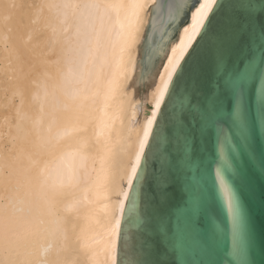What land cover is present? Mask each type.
Masks as SVG:
<instances>
[{"label":"bare ground","instance_id":"bare-ground-1","mask_svg":"<svg viewBox=\"0 0 264 264\" xmlns=\"http://www.w3.org/2000/svg\"><path fill=\"white\" fill-rule=\"evenodd\" d=\"M155 3L0 0V220L11 221L0 228V264L116 261L147 121L172 76L169 61L179 62L181 46L196 37L198 3L134 86ZM41 141L47 147L37 156Z\"/></svg>","mask_w":264,"mask_h":264},{"label":"water","instance_id":"water-1","mask_svg":"<svg viewBox=\"0 0 264 264\" xmlns=\"http://www.w3.org/2000/svg\"><path fill=\"white\" fill-rule=\"evenodd\" d=\"M197 0H156L151 7V18L145 31V37L139 46L142 59L135 64L134 86L143 84L146 76L156 66L158 59L169 40L174 39L177 29L189 21L192 7ZM256 8H260L257 0ZM237 14L233 11V0H224V8L216 13L214 30L230 47L231 59L243 64L242 48L246 37L229 40L228 34L239 27L234 21ZM198 38L195 37L194 40ZM188 51V49H187ZM186 51V52H187ZM212 58V45L204 44L198 58V75L195 87L207 91L209 67ZM261 53L255 47L254 63L259 64ZM139 67L140 71H136ZM172 80L175 76L172 75ZM179 83L169 81V92L164 95L161 108L154 119L144 152L131 181L121 213L119 224L116 261L119 264H138L139 242L137 233L150 229L145 238L156 247V255L163 254L161 264H264V175L259 171L261 158H264V121L257 110L260 87L264 86V73L250 81L247 96V114L249 120L248 142L243 143L239 129L229 122L231 131L209 124V132L198 140L192 153V161H180L178 169L170 172L171 184L163 190L166 199L161 203L159 195L151 183L139 195L150 205L149 224H144L143 213L138 208V186L145 175L146 168L151 173L157 165L152 162L150 151L157 131H159L163 113L169 111L172 103L170 93L179 91ZM189 78L186 87H191ZM196 97L194 96L193 99ZM179 108L183 101L177 97ZM230 107V105H229ZM255 153L256 160L249 162V155ZM148 157L147 163L145 157ZM178 157H173L175 161ZM227 164L228 170L225 169ZM138 173V175H136ZM230 173V175H229ZM223 179L230 193H235L246 205L252 224V243L247 255L243 254L234 241L232 218L227 212V200L219 181ZM151 195V199H149ZM138 216L140 219H138ZM127 236L128 243L123 242Z\"/></svg>","mask_w":264,"mask_h":264},{"label":"snow or ice","instance_id":"snow-or-ice-1","mask_svg":"<svg viewBox=\"0 0 264 264\" xmlns=\"http://www.w3.org/2000/svg\"><path fill=\"white\" fill-rule=\"evenodd\" d=\"M198 8L194 13L192 26L193 34L198 38L193 40L192 36L188 39L190 44L182 45L180 55L177 61H169L172 64V75L175 80L170 82L174 85L179 83V91L170 93L172 103L169 105V111L163 113L159 131H157L154 142L151 145L152 162L157 165L152 168L151 173L147 168L145 175L141 178L138 186V208L143 213L144 224L151 222L148 215L149 204L139 192L144 191L149 183L153 191L159 195L161 203L166 199L163 190L171 184L170 172L178 169L180 161H192V153L196 148L198 140L203 138L209 132V124L212 127L219 126L222 130L231 131V125L239 129L243 137V143L248 142L249 120L247 114V96L250 81H254L258 74L264 73V0H259L260 8H256L257 0H233V11L237 14L234 21L239 27L228 34L229 40L239 41L241 37L247 38L246 45L242 48L241 55L245 58L243 64H238L231 59V50L226 46L221 35L214 30V17L217 12L224 8V0H204L200 3L197 0ZM91 7H98L93 4ZM204 44L212 45V58L209 67V79L207 91L199 90L195 87V78L198 75V58ZM258 45L261 53L259 64L254 63L255 47ZM185 47L188 51L185 52ZM172 51L175 53L176 49ZM193 80L192 86L186 87L187 80ZM169 92L168 84L160 92V98L155 104V108H161V102L164 101V94ZM196 97L193 99V97ZM177 97L183 101L182 105L177 108ZM230 105V107H229ZM257 110L260 119L264 121V86L260 87L259 98L257 101ZM148 129L144 131V142L140 144L141 153L144 152L149 130L153 120L147 121ZM47 142L41 141L34 145V154L39 156L46 150ZM173 157H178L175 161ZM140 157L137 156V163ZM148 157H145L147 163ZM256 160L255 153L249 155V162ZM228 165L225 164L226 171ZM259 171L264 175V158H261ZM135 173V169H133ZM138 175V173H136ZM230 175V173H229ZM76 181L75 175L69 177L67 187H72ZM223 189V195L227 200V212L232 218L234 241L239 250L247 255L252 243V224L249 211L242 199L235 193H230L229 187L225 180L219 181ZM61 191L52 189V195H61ZM126 195V193H125ZM151 199V195L148 197ZM138 219L140 217L138 216ZM11 227V221L5 223L0 220V228L5 230ZM118 227V225L116 226ZM114 227L113 231H116ZM150 233V229L144 228L137 233L139 242V261L138 264H161L163 254L156 255V247L152 241L145 238ZM125 244L128 238H123ZM4 264H12L11 261H5ZM113 264H119L118 261ZM244 264H249L245 261Z\"/></svg>","mask_w":264,"mask_h":264},{"label":"rangeland","instance_id":"rangeland-1","mask_svg":"<svg viewBox=\"0 0 264 264\" xmlns=\"http://www.w3.org/2000/svg\"><path fill=\"white\" fill-rule=\"evenodd\" d=\"M145 91V87H143V86H140V87H138V89H137V92L138 93H141V92H144Z\"/></svg>","mask_w":264,"mask_h":264}]
</instances>
